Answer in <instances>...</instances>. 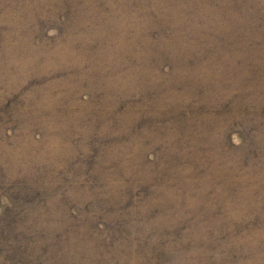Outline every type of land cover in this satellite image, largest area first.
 Returning <instances> with one entry per match:
<instances>
[{"label":"rangeland","instance_id":"1","mask_svg":"<svg viewBox=\"0 0 264 264\" xmlns=\"http://www.w3.org/2000/svg\"><path fill=\"white\" fill-rule=\"evenodd\" d=\"M2 253L264 264V0H0Z\"/></svg>","mask_w":264,"mask_h":264},{"label":"trees","instance_id":"2","mask_svg":"<svg viewBox=\"0 0 264 264\" xmlns=\"http://www.w3.org/2000/svg\"><path fill=\"white\" fill-rule=\"evenodd\" d=\"M221 74V79L219 80V83H220V89L221 91L224 90V89H228L230 88V86H232L231 84L234 82V77H235V74L233 73H220ZM238 90L236 89H229V92L228 93V98H226L223 102H222V107L223 106H230V105H239V101L240 100V96L239 94L240 93H237ZM242 102V101H241ZM243 103V102H242ZM228 139V137H227ZM40 188V185L38 183H33L31 184L30 186H27V187H19V191L21 194H27V193H30V192H34V190L36 191V189ZM29 219V217H28ZM16 249L13 248V247H10L9 249V254L12 253L14 255ZM23 252L18 250V254H17V257L18 258H21V254ZM0 257L2 259H4V261L6 262V264H15L13 261L11 260H16L14 258H11L9 257L8 255H5V254H1Z\"/></svg>","mask_w":264,"mask_h":264}]
</instances>
